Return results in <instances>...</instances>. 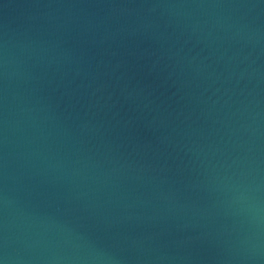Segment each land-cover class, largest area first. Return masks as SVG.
<instances>
[{
  "label": "water",
  "instance_id": "water-1",
  "mask_svg": "<svg viewBox=\"0 0 264 264\" xmlns=\"http://www.w3.org/2000/svg\"><path fill=\"white\" fill-rule=\"evenodd\" d=\"M3 264H264V0H0Z\"/></svg>",
  "mask_w": 264,
  "mask_h": 264
},
{
  "label": "clouds",
  "instance_id": "clouds-1",
  "mask_svg": "<svg viewBox=\"0 0 264 264\" xmlns=\"http://www.w3.org/2000/svg\"><path fill=\"white\" fill-rule=\"evenodd\" d=\"M0 264H3V262H2V261H0Z\"/></svg>",
  "mask_w": 264,
  "mask_h": 264
}]
</instances>
